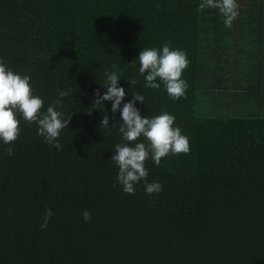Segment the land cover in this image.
Listing matches in <instances>:
<instances>
[{
    "label": "trees",
    "instance_id": "trees-1",
    "mask_svg": "<svg viewBox=\"0 0 264 264\" xmlns=\"http://www.w3.org/2000/svg\"><path fill=\"white\" fill-rule=\"evenodd\" d=\"M201 3L0 0V57L31 76L45 110L57 90L73 93L62 150L22 119L14 155L0 146V264H264V0H237L231 27ZM165 42L190 61L179 100L146 89L133 62ZM113 64L125 101L143 94L141 115L168 111L189 138L188 154L146 161L159 195L113 186L121 138L100 124L119 113L92 108ZM45 209L54 215L41 230Z\"/></svg>",
    "mask_w": 264,
    "mask_h": 264
},
{
    "label": "clouds",
    "instance_id": "clouds-1",
    "mask_svg": "<svg viewBox=\"0 0 264 264\" xmlns=\"http://www.w3.org/2000/svg\"><path fill=\"white\" fill-rule=\"evenodd\" d=\"M202 8L217 9L224 18L225 27H231L239 16L237 0H202ZM139 64L138 74L144 78L146 89L157 90L163 86L172 100H179L186 95L189 87L182 78L190 61L187 52L171 46V42L163 43L159 48L145 47L140 50L133 61ZM132 63V62H131ZM123 72L115 64L111 70H105L103 93L98 88L93 92L92 108L104 109V103H111V113H119V122L109 127V117L104 115L100 126L118 132L121 142L114 146V154L110 160L118 169L113 186L119 185L123 193L134 195L139 184L143 183L145 194L159 195L163 185L153 180L148 181L149 169L146 161L160 166L161 161L169 156H178L190 152L189 138L176 125V117L162 111L155 116L141 115L137 104L144 105L146 97L138 92L131 93V99L125 101L126 91L120 85ZM129 85H135V79L124 78ZM71 89L57 90L56 98L44 109V99L36 94L31 76L14 71L0 57V146L4 147L7 156L12 157V145L20 136L21 119L36 126V134L44 144L62 150L61 134L68 129L71 115L64 110L65 100L72 97ZM54 213L45 209L40 224L46 229ZM83 222L88 223L92 214L88 210L81 213Z\"/></svg>",
    "mask_w": 264,
    "mask_h": 264
},
{
    "label": "crops",
    "instance_id": "crops-1",
    "mask_svg": "<svg viewBox=\"0 0 264 264\" xmlns=\"http://www.w3.org/2000/svg\"><path fill=\"white\" fill-rule=\"evenodd\" d=\"M261 37H262V35H261ZM262 41H264V39ZM261 44H262V42H260L259 45H258L259 50H261ZM262 50L264 52V45H263V49ZM262 50L260 52H262Z\"/></svg>",
    "mask_w": 264,
    "mask_h": 264
}]
</instances>
